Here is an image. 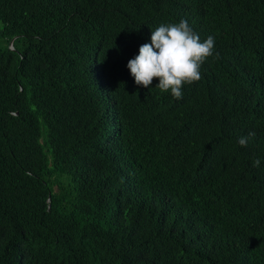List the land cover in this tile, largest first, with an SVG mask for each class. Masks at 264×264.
<instances>
[{
	"label": "trees",
	"instance_id": "1",
	"mask_svg": "<svg viewBox=\"0 0 264 264\" xmlns=\"http://www.w3.org/2000/svg\"><path fill=\"white\" fill-rule=\"evenodd\" d=\"M0 25V264H264V0Z\"/></svg>",
	"mask_w": 264,
	"mask_h": 264
},
{
	"label": "rangeland",
	"instance_id": "2",
	"mask_svg": "<svg viewBox=\"0 0 264 264\" xmlns=\"http://www.w3.org/2000/svg\"><path fill=\"white\" fill-rule=\"evenodd\" d=\"M2 28V26L0 25V29Z\"/></svg>",
	"mask_w": 264,
	"mask_h": 264
}]
</instances>
